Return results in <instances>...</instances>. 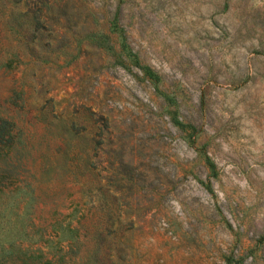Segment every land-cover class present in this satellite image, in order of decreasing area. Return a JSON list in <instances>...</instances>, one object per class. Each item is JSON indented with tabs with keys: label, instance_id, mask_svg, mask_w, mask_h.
<instances>
[{
	"label": "rangeland",
	"instance_id": "obj_1",
	"mask_svg": "<svg viewBox=\"0 0 264 264\" xmlns=\"http://www.w3.org/2000/svg\"><path fill=\"white\" fill-rule=\"evenodd\" d=\"M116 11L156 83L84 38ZM38 21V60L0 66L24 138L0 161V243L37 253L58 214L102 232L104 264H264V0H38Z\"/></svg>",
	"mask_w": 264,
	"mask_h": 264
},
{
	"label": "trees",
	"instance_id": "obj_2",
	"mask_svg": "<svg viewBox=\"0 0 264 264\" xmlns=\"http://www.w3.org/2000/svg\"><path fill=\"white\" fill-rule=\"evenodd\" d=\"M14 1H21L20 6L14 5ZM38 27V0H0V52L3 50L5 53V57L0 60V66L14 67L15 64L24 62L25 55L34 56L38 60V44L36 43ZM107 28L98 27L88 30L84 38L95 43L105 53L114 54L120 64L138 66L147 79L156 83L159 79L158 73L149 65L142 63L138 54L129 45L117 11L109 19ZM7 34L12 35L16 41L12 46L9 45ZM75 38L80 41V38ZM62 46L60 45V48ZM14 81L16 84L13 85L8 99L16 105L27 107L23 95L25 83L23 80L19 81V78H15ZM4 108L0 107V161L5 164L1 167V173L7 172L11 164H21L24 154L22 131L16 128L15 121L7 115V110ZM87 131L91 134L90 138L94 140L93 146H96V142H100L98 139L100 130L87 129ZM61 220L58 214L39 219L37 253L34 251L26 253L14 241L8 245L0 243V264H7L6 258L12 256L15 250H20L26 255L20 259V264H104L99 257L100 254L97 253L101 250L100 241L104 238L102 232L97 229L90 235L84 225L80 228L70 224L63 225ZM98 236L99 239H97ZM91 241L97 250L89 255L87 247ZM33 258H37L38 261ZM114 264H121L119 256L115 258Z\"/></svg>",
	"mask_w": 264,
	"mask_h": 264
}]
</instances>
